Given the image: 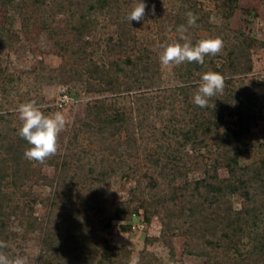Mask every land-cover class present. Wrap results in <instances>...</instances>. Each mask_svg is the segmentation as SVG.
<instances>
[{"label":"rangeland","instance_id":"374dc122","mask_svg":"<svg viewBox=\"0 0 264 264\" xmlns=\"http://www.w3.org/2000/svg\"><path fill=\"white\" fill-rule=\"evenodd\" d=\"M141 2L147 5L145 19L130 22L137 0L111 1L103 9L96 0H0V241L8 244L0 251L10 258L21 255L28 264H41L49 233L55 236L52 264H80L76 251L85 229L90 234L93 226L107 223L100 208L116 203L124 214L106 233L109 255H119L113 264H129L133 257L139 264H245L251 240L241 236L217 246L227 224L212 237L188 216L183 206L190 199L179 197L176 188L204 177L229 151L219 150L210 137L195 149L182 144L194 126V111L205 114L193 103L203 73L217 69L225 79L223 92L209 99L219 112L217 141L237 129L239 101H264V0H237L228 19L223 0H190L200 20L197 27L187 26L192 44L216 37L224 43L198 68L160 63L161 45L179 42V0ZM244 40H251L249 49ZM30 101L45 115L63 111L68 121L56 155L43 164L24 158L30 145L19 136L17 109ZM99 102L126 116L120 133L87 124L88 109ZM247 136L250 146L241 165L264 153V121L251 122ZM174 164L185 166L182 174L172 176ZM217 173L228 177L224 168ZM259 194L262 232L264 195ZM226 200L207 214L230 210L229 225L238 220L244 228L239 214L247 202L239 194ZM79 222L85 223L82 231L76 230ZM95 249L91 241L80 256H93L89 264H96L101 248L96 254ZM249 261L264 264V251Z\"/></svg>","mask_w":264,"mask_h":264},{"label":"trees","instance_id":"16d2710c","mask_svg":"<svg viewBox=\"0 0 264 264\" xmlns=\"http://www.w3.org/2000/svg\"><path fill=\"white\" fill-rule=\"evenodd\" d=\"M111 1L116 0H96V3L98 4L99 8L103 9L108 6ZM223 4L227 10L226 17L228 19L233 14L236 8L237 0H223ZM189 11L192 12L195 16L197 15V13H195L194 5L191 6L190 0H179L180 14L179 24L177 25L178 27L181 25H184L185 27L188 26L186 13ZM199 21L200 20L196 21V26L194 27H197V24L200 23ZM251 40H247L249 42L244 40L245 49H249L251 45ZM178 41L182 42L179 40V36ZM191 64H197L196 68H198V65H200L194 62ZM95 70H98V68H96ZM214 72L220 71L214 69ZM107 86L108 88H111L112 83H109ZM186 90L187 88L183 89V91H185L183 98L185 102H188L189 98L186 94ZM244 104L248 105L247 109L243 108ZM217 108H219V106H217ZM204 109V116L203 113H196L197 111H194V126L189 129V131L183 134L184 140L182 144L186 145L190 143L193 149H195L201 147L204 144V141H206V139H209L210 137V139L215 140V145L219 148V150L229 151L227 154L218 157V159H216L215 161L216 164L211 169L205 170L204 177L200 179L189 180L185 187H179L176 189L179 190V197L186 196V198L190 199V201L186 204V206H189H183V209L185 208L184 210L189 211L188 216L191 219H194L196 224L201 225L203 228H209V230H211L210 235L212 237L216 236L221 225L227 224V229H221V235L223 234V237L221 236L217 240H215L216 243H218L217 246L222 245L223 242L229 239L232 240L236 237L238 238L241 236L248 237L251 240L250 244L252 245V248L247 252L248 255L246 254L247 258L244 259V262L243 259L241 261L245 264H250L249 260H251L252 257L259 255L261 252L264 251V231L261 232L259 229V225L261 224L262 219L259 215L260 209L258 207L259 202L257 198V195L259 193H261V195H264V153L261 154L259 161L253 162L252 164L241 165L240 161L242 159L243 154L246 152L245 146H250V141L247 136L249 131V124L251 122L259 120L264 121V101H260L256 98H248L245 103L239 101V105L236 109V112L234 113L237 116V129H229L227 133L222 135L219 141L215 139V131H217V129L220 127L219 112L217 113L215 108L214 110H212V107L209 105ZM207 111L208 114L206 115ZM88 117L90 119V122L87 123L88 125L91 122L99 123L100 127H104V129L109 128L110 132L114 134L120 133L121 130H123V126L126 124V116L123 113L112 112L108 104L104 102H99L95 105H92L88 109ZM260 146L263 148L264 151V144ZM227 147L229 148L227 149ZM183 168H185V166L179 164V168H177L176 164H174V171L172 173V176L175 174H182L181 172ZM220 168H224L227 170V178H219L217 172ZM253 189L256 192V195L251 192ZM172 194L174 195L176 193L173 192ZM234 194H239L247 202V207L245 208L244 213L239 214L242 215L241 217L243 218V221L245 223L243 224L244 228L238 225V220L230 222L229 225L228 219L231 216L230 210H228V212L223 211L226 212V214L224 215L217 214L214 216L212 214H207V208H220L222 204L228 202L226 200L227 197ZM100 209V214L103 215L107 223L104 222L100 226L98 225L97 227L92 225L93 228L90 231V234H88L85 229L84 237L81 239L80 242L81 245L78 247V251H76L77 255L79 254L77 261H79L80 264H89L94 259L93 256L87 258L81 257V254L84 251L83 249L85 248V244L91 241L94 242V248H96L94 252L95 254L98 251V247L101 248V255L99 256V259L96 264H102V262H106L107 264H113L112 257L115 258L119 256L115 253H111L109 255V245L106 233L109 229L110 222L119 219L121 215L124 214V210L122 209V207H119V204L116 203H109L108 205H106V207ZM84 224L85 223L81 224L79 222V228L76 226V230L82 231ZM164 226L166 227V225ZM250 227L252 228L251 232H249L251 229ZM3 230L4 223L3 221H0V233ZM73 234L75 236V232H73ZM71 236L72 234H70V237ZM54 237L53 234L50 235L48 233L45 240L43 241V247L47 249L45 251L46 253H44L45 255L43 256V259L41 260V264H52L49 251H51V249L53 248V244L55 242ZM70 237H68L67 240H69ZM227 243V245L229 246V241H227ZM189 253H192V251H189ZM115 262L116 261H114V263Z\"/></svg>","mask_w":264,"mask_h":264},{"label":"clouds","instance_id":"9594fccd","mask_svg":"<svg viewBox=\"0 0 264 264\" xmlns=\"http://www.w3.org/2000/svg\"><path fill=\"white\" fill-rule=\"evenodd\" d=\"M147 5L141 0L133 6L127 16L131 21L141 22L145 19V9ZM151 14L155 15L154 6ZM188 27L196 26L197 17L192 12H187ZM188 27L181 25L177 28L179 40L181 42H173L163 44L162 55L159 57L162 66L181 65L185 62L198 63L203 65L206 56L218 55L224 47L223 40L219 37L201 39L192 44L189 36L185 35ZM225 87L224 76L218 72L208 71L202 74L199 86L193 96V103L201 108L209 105V99L218 93H222ZM17 112L22 126L19 129V136L30 145L24 151V158L29 162L43 164L48 158L56 155L58 151V137L65 129L68 121L63 111H56L49 115H45L36 105L35 101L22 103L19 105ZM8 244L0 241V249H6ZM0 264H28L26 256L16 255L9 257L4 251H0ZM129 264H139L137 257L130 259Z\"/></svg>","mask_w":264,"mask_h":264}]
</instances>
